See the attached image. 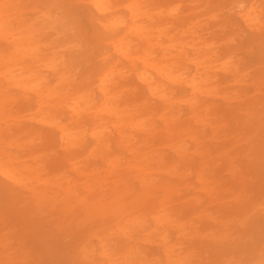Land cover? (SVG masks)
<instances>
[{"label": "bare ground", "instance_id": "1", "mask_svg": "<svg viewBox=\"0 0 264 264\" xmlns=\"http://www.w3.org/2000/svg\"><path fill=\"white\" fill-rule=\"evenodd\" d=\"M21 1L0 3V37L9 50L0 72V130L7 121L3 118L10 117L12 125L21 129L18 134L28 136L26 142L22 135L9 139L8 149L0 153V175L6 178L0 181V221L12 212L32 233L31 263L41 264L47 256L63 258L65 264H199L195 245H191L194 238L227 243L230 222L195 237L198 229L194 225L186 229L181 219L185 202L180 183L172 184L168 178L153 181L149 176L159 168L165 174L174 172L191 154L183 136L195 134L190 122H201L208 114L205 98L217 93L218 74L239 79L248 75L236 77L238 62L234 51L227 50L241 29L250 30L256 38L264 35L261 1L210 3L213 14L207 12L203 22L215 20L219 12L218 30L231 31L218 35L228 46L222 53L214 49L216 40L204 36L212 34L209 27L196 34L200 20L184 22L175 1L162 7L155 0H128L127 4L74 0L70 8L53 3L29 19L23 17ZM119 7L124 17L117 14ZM254 73L257 81L264 80L260 68ZM129 78L137 81L139 90ZM8 101L19 103L16 114L5 110ZM262 103L245 101L247 108L239 115L250 112L251 117L252 107ZM182 104L190 114L186 122L181 119ZM25 118L35 125L22 126ZM151 118H158L161 126ZM155 136L158 141L153 145ZM36 138L39 142H33ZM43 145L50 150L55 145L60 148L45 179L31 175L33 170L17 161L23 150L39 156L35 153ZM113 154L138 157L137 163L128 166L143 171L136 175L138 189L120 180L126 175L105 185L97 167L87 162L88 156H97L106 167V177L116 176ZM65 168L73 175L65 177ZM203 187L201 191L212 198L214 188ZM258 209L264 213V197ZM75 215L80 219L77 228L69 224ZM3 235L0 250L5 252ZM152 246H158L160 255ZM259 251L264 252V242ZM252 264H264V254Z\"/></svg>", "mask_w": 264, "mask_h": 264}, {"label": "rangeland", "instance_id": "2", "mask_svg": "<svg viewBox=\"0 0 264 264\" xmlns=\"http://www.w3.org/2000/svg\"><path fill=\"white\" fill-rule=\"evenodd\" d=\"M2 1L0 0V3ZM39 1L26 0V5L23 0L21 1L20 8L24 9L23 17L25 19H29L35 11L47 10L49 5L53 3H56L61 9L70 8L69 5L74 0H44V4H40ZM121 1L123 4L128 2V0ZM155 1H160L162 7L169 4L168 1L178 2L180 5L179 13L184 17V22L191 20L195 23L200 20L196 34L204 33V28L209 27L212 34H204V36L208 41H211L212 38L217 41L214 44L217 53L226 51L228 46L227 52L230 49L234 51V60L238 62L240 70V74L236 77L241 78V75L246 73L248 75L239 79L218 74L217 93L205 98V101L210 105L208 114L203 115L201 122H190V127L195 128V134L190 133L183 136L187 150L191 154H186L184 159L176 165L174 172L165 174L159 168L151 171L149 178L153 181L168 178L172 180L170 182L172 184L180 183L182 202H185L182 205L181 219L186 229L191 225L198 229L195 237L196 235L206 236L209 231H218L224 226L221 224L222 222H230L227 243L220 240L207 242L201 237L194 238L191 245H195L196 255L194 256L199 264H252L264 254V252L259 251V247L264 242V213L258 209V204L264 197V80L257 81L255 78L257 73H254L257 68H260L264 73V57L262 56L264 54V35L256 38L250 30L244 28L241 29V35L226 46L222 41H219L218 35L222 33L229 35L231 31L228 28L223 29V32L218 30L222 17L221 13L219 15L217 12L215 20L203 22L207 12L213 14L210 3L214 0ZM260 1L262 8H264V0ZM6 10L10 13L8 9ZM122 12L124 13L119 7L117 14L124 17ZM176 25L174 24L173 27ZM8 52L7 43L4 42V38L0 37V72L4 70V56ZM128 81L131 82V86L138 89L139 84L135 79L129 78ZM254 84H257L258 88H255ZM127 99L130 100L129 103L132 102L131 95H128ZM245 101L250 102V104L258 101L263 103L252 107L254 113L251 117H249L250 112L245 116H240L239 114L244 112L243 109L247 108L243 104ZM18 105V102L8 101L5 110L8 109L11 114H14L18 112ZM181 114V119L185 122L188 121L190 114L185 104L181 105ZM6 118L7 121L2 126L3 129L0 130V153L8 149L6 144L9 139L22 135V133L18 134L21 129L17 125H12L9 120L10 117L3 119ZM62 118L65 119L64 115ZM195 118L199 120L198 117ZM243 118L245 119L242 121ZM151 119L155 121L157 126H161L158 118ZM20 124L22 126L35 125L27 118L20 121ZM9 125L10 127H7ZM21 137L24 142L28 140L26 134ZM113 137H116L115 133H112ZM192 137H195L196 140H192ZM152 141V144L156 145L157 137L155 136ZM33 142H39V139L36 138ZM195 143H197V149ZM43 148L39 153H35L40 154L39 156L23 150L17 154V161L23 162L24 165L31 168L33 170L31 175L37 174L40 178L45 179L51 175L49 173L53 168L51 166L53 164L52 157L60 152V148L57 145L53 147V150L44 147V145ZM113 151L115 152V149ZM164 152L167 153L168 158L171 157V160L175 162V157L170 151L165 150ZM113 156L117 157L115 170L118 171V174L116 176L106 177V167L102 166L103 164L97 156H88L87 162L97 167L99 170L97 174L104 178L105 185H110L113 180L119 178L118 176L126 175L127 177H122L124 179L120 180L127 181L130 186L138 189L139 184L136 175L143 173V171L136 165L128 168L129 162L134 164L138 162V157H135V154H113ZM37 168L40 169L36 171ZM65 170L66 172L63 174L65 177L73 175L67 168ZM0 181L4 182L6 178L0 175ZM203 185L214 188L216 192L212 198L206 192L201 191L204 189ZM51 212L53 217L54 212ZM79 223L80 219L77 218V215L70 216V225L77 228ZM2 234H5L2 241L6 245V251L0 250V264H32L29 260V254H33L31 249L33 246L32 233H27L14 213L8 212L6 219L0 221V235ZM183 246L187 248V244ZM152 249L160 255L158 246H152ZM72 255H74L73 252ZM46 261L54 264H65L66 262L63 258L51 260L46 256L45 260H41L40 263Z\"/></svg>", "mask_w": 264, "mask_h": 264}]
</instances>
